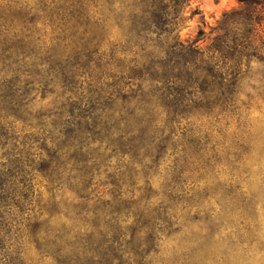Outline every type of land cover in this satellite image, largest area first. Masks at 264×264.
Instances as JSON below:
<instances>
[{
    "label": "trees",
    "instance_id": "trees-1",
    "mask_svg": "<svg viewBox=\"0 0 264 264\" xmlns=\"http://www.w3.org/2000/svg\"><path fill=\"white\" fill-rule=\"evenodd\" d=\"M190 6L0 0V264H151L179 232L212 170L189 120L233 114L215 54L241 64L250 49L182 39ZM169 160L160 199L152 177Z\"/></svg>",
    "mask_w": 264,
    "mask_h": 264
},
{
    "label": "rangeland",
    "instance_id": "rangeland-1",
    "mask_svg": "<svg viewBox=\"0 0 264 264\" xmlns=\"http://www.w3.org/2000/svg\"><path fill=\"white\" fill-rule=\"evenodd\" d=\"M189 10L193 16L181 31L182 39L204 38L198 43L205 49L244 42L250 49L241 64L236 56L215 54L227 75L224 83L234 79L238 87L234 112L224 117L220 110L207 115L206 109L189 120L210 142L204 159L211 160L212 170L201 172L179 213L181 229L162 240L151 264H264V5L191 0ZM238 70L239 77L229 76ZM240 151L244 156L238 164ZM170 164L163 163L152 177L160 199L171 178ZM189 253L191 258L184 260Z\"/></svg>",
    "mask_w": 264,
    "mask_h": 264
}]
</instances>
